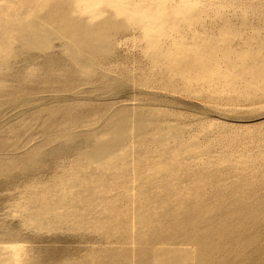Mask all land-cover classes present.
I'll return each mask as SVG.
<instances>
[{"label": "rangeland", "instance_id": "1", "mask_svg": "<svg viewBox=\"0 0 264 264\" xmlns=\"http://www.w3.org/2000/svg\"><path fill=\"white\" fill-rule=\"evenodd\" d=\"M0 264H264V0H0Z\"/></svg>", "mask_w": 264, "mask_h": 264}, {"label": "bare ground", "instance_id": "2", "mask_svg": "<svg viewBox=\"0 0 264 264\" xmlns=\"http://www.w3.org/2000/svg\"><path fill=\"white\" fill-rule=\"evenodd\" d=\"M34 19V23H36L37 21L39 22H42V23H47L53 27H64V28H71L72 31H70V34H71V38L75 39L76 41L78 42H84L85 40H88V39H92V40H97V41H103L106 36L105 35H102V34H98L94 28L88 26V25H85V24H78L76 23V21L74 19H71V18H68V16L66 14H64L63 10H59L58 12H52V14L49 16L48 19H42L40 16L38 15H35V17L33 18ZM108 25V23H107ZM78 26V27H77ZM76 28L77 29V32H73L75 31L73 28ZM107 39V38H106ZM261 199V198H260ZM252 210L253 209H243L242 211H239V213H242V214H248V215H251L252 214ZM180 225H183V226H192L193 228H204L206 226H202L203 224H200L197 222L196 218L195 219H192V220H189V219H183L181 221V224ZM192 228V229H193Z\"/></svg>", "mask_w": 264, "mask_h": 264}]
</instances>
